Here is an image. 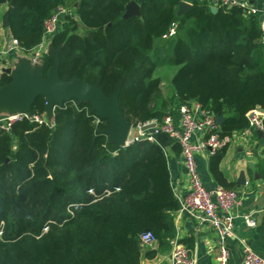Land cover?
<instances>
[{
  "label": "trees",
  "instance_id": "obj_1",
  "mask_svg": "<svg viewBox=\"0 0 264 264\" xmlns=\"http://www.w3.org/2000/svg\"><path fill=\"white\" fill-rule=\"evenodd\" d=\"M131 1L139 13L127 15ZM180 0H0L17 46L34 48L54 10L67 12L48 39L63 80L84 79L111 94L120 81L124 118L175 124L179 107L198 102L223 118L219 133L247 126L264 108V30L258 15L238 6L197 1L178 14ZM173 27L174 33L168 35ZM53 57L39 67L48 76ZM161 68L174 69L167 92ZM2 74L0 86L10 81ZM35 116H43L39 122ZM38 96L28 117L0 128V264H139L169 251L179 202L170 184L166 134L115 147L109 123L88 102L56 104L51 117ZM264 123V116H263ZM224 148L210 171L217 181ZM149 231L155 247L140 244Z\"/></svg>",
  "mask_w": 264,
  "mask_h": 264
},
{
  "label": "built area",
  "instance_id": "obj_2",
  "mask_svg": "<svg viewBox=\"0 0 264 264\" xmlns=\"http://www.w3.org/2000/svg\"><path fill=\"white\" fill-rule=\"evenodd\" d=\"M211 5L233 7L238 6L244 9L245 5L241 0H209ZM248 10V9H247ZM67 10L58 7L57 12L44 22V34L41 41L30 50L29 62L34 67L39 66L41 57L47 51L46 45L49 37L58 29L59 23ZM174 33V28L168 30V35ZM17 46V41H13ZM0 68V80L2 77ZM179 120L175 124L170 115L164 116L160 121L149 120L137 122L134 126L130 125L125 145L134 141L147 140L156 141V135L164 133L172 140L176 141L181 149L184 159V165L188 174L189 190L187 194L177 199L179 202L178 211L186 213L195 220L208 222L215 234L217 255L215 257L217 264H228L229 258V240L234 234L235 220L242 218L245 225L254 227L255 219L249 214H238L236 208L239 204L238 193L236 189L226 188L221 185H214L206 188L202 185L195 162V152L201 149H209L211 154L224 148L230 140V136L219 133V125L216 122L215 115L208 109L202 108L196 101L184 103L179 107ZM26 112L14 111L10 114L0 117V128L8 130L12 122L28 117ZM247 126L236 133L242 136H248L255 130L264 131L263 114L258 108L251 109L247 113ZM50 120L47 123L52 124ZM35 120L42 122L43 116H35ZM153 124V127L145 129L146 126ZM200 134V138L195 143L191 140L193 134ZM131 136V138H129ZM177 198V197H176ZM140 244L144 247H151L155 244V236L145 231L140 234ZM193 249L181 243L176 237L170 240V249L168 264H194L195 258ZM241 264H264V257L254 252L247 244H241L240 249Z\"/></svg>",
  "mask_w": 264,
  "mask_h": 264
},
{
  "label": "crops",
  "instance_id": "obj_3",
  "mask_svg": "<svg viewBox=\"0 0 264 264\" xmlns=\"http://www.w3.org/2000/svg\"><path fill=\"white\" fill-rule=\"evenodd\" d=\"M184 1L193 4L202 0ZM207 1L211 6V1ZM241 2L245 5L246 11L258 15L261 28L264 30V0H241ZM6 12L7 5L0 4V68L10 67L15 70L16 65L22 63L24 59H30L31 53L30 50L26 51L15 46L9 27L2 24V18ZM261 15L262 20H260ZM45 49L47 51L50 49L48 41ZM7 114H10L7 110L0 111V117ZM236 132L234 131L230 135L231 138L219 161L218 169L221 177L217 181L210 171L213 154L207 148L195 152L196 170L202 185L211 188L218 184L236 189L239 200L236 211L238 214H249L256 221L254 227H248L242 218L239 217L235 220V236L228 242V264H241L242 242L264 257V133H257L255 130L248 136H242ZM199 138L200 134L198 133L191 136V140L195 143ZM173 142L178 147L170 146L165 151L170 184L174 195L179 199L187 194L189 182L180 146L176 141L173 140ZM240 175H243V184L240 182ZM174 222L179 241L193 249L194 264H217L215 234L208 222H199L178 210L175 213ZM154 247L155 244L149 249ZM168 256L169 251H165L157 254L154 258L143 257L139 264H168Z\"/></svg>",
  "mask_w": 264,
  "mask_h": 264
},
{
  "label": "water",
  "instance_id": "obj_4",
  "mask_svg": "<svg viewBox=\"0 0 264 264\" xmlns=\"http://www.w3.org/2000/svg\"><path fill=\"white\" fill-rule=\"evenodd\" d=\"M191 7L192 4L180 0L177 12L178 14L183 13ZM210 10L216 12L217 6L211 5ZM56 12L57 9L54 10V13ZM138 13L139 4L136 1H131L126 7V14ZM260 20H262V15ZM2 24L5 27L9 26L7 12L2 18ZM48 52L53 57V64L46 77L39 66L34 67L27 59L16 65L15 70L10 67H2V71L10 75L11 80L0 86V111L7 110L10 113L19 111L29 114L35 98L43 96L45 98V112L50 117L56 104L72 99H77L79 102L85 101L100 117L108 121L109 125L105 132L113 145L115 147L124 145L130 123L124 118L118 102L121 82L117 83L111 94L106 95L96 84L84 79L63 80L58 74V52L53 49H49ZM257 108L264 115V108L259 106ZM215 119L218 125L223 120L219 115L215 116ZM150 127H153V124L146 126L145 129ZM257 133H264V131L257 130ZM240 182L244 183L243 175H240Z\"/></svg>",
  "mask_w": 264,
  "mask_h": 264
},
{
  "label": "rangeland",
  "instance_id": "obj_5",
  "mask_svg": "<svg viewBox=\"0 0 264 264\" xmlns=\"http://www.w3.org/2000/svg\"><path fill=\"white\" fill-rule=\"evenodd\" d=\"M174 72V69L161 68L158 73L162 78V89L164 92H167L169 87V80ZM131 138V136L129 137Z\"/></svg>",
  "mask_w": 264,
  "mask_h": 264
}]
</instances>
